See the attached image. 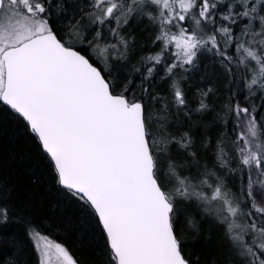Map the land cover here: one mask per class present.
I'll use <instances>...</instances> for the list:
<instances>
[{"label":"snow or ice","instance_id":"1","mask_svg":"<svg viewBox=\"0 0 264 264\" xmlns=\"http://www.w3.org/2000/svg\"><path fill=\"white\" fill-rule=\"evenodd\" d=\"M68 232L264 264V0H0V264H83Z\"/></svg>","mask_w":264,"mask_h":264},{"label":"trees","instance_id":"2","mask_svg":"<svg viewBox=\"0 0 264 264\" xmlns=\"http://www.w3.org/2000/svg\"><path fill=\"white\" fill-rule=\"evenodd\" d=\"M61 239L64 240V242L69 247L70 251L76 257H78L83 262V264H92V262L96 260L97 257L94 254L93 249L89 246V244L86 241L78 239L73 233H64L62 234ZM198 247H201V245H198ZM207 247L214 248L215 240L209 242Z\"/></svg>","mask_w":264,"mask_h":264},{"label":"rangeland","instance_id":"3","mask_svg":"<svg viewBox=\"0 0 264 264\" xmlns=\"http://www.w3.org/2000/svg\"><path fill=\"white\" fill-rule=\"evenodd\" d=\"M52 264H57V261H56V256H55V254H53V257H52Z\"/></svg>","mask_w":264,"mask_h":264}]
</instances>
